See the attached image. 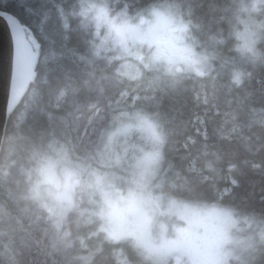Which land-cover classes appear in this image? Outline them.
<instances>
[{
	"label": "snow or ice",
	"instance_id": "6c2138e0",
	"mask_svg": "<svg viewBox=\"0 0 264 264\" xmlns=\"http://www.w3.org/2000/svg\"><path fill=\"white\" fill-rule=\"evenodd\" d=\"M200 8L197 0H0V91L10 113L22 100L37 106L47 94L59 104L96 87L143 104L117 118L104 153L112 178L101 187L118 209L109 235L130 242L141 264H219L218 226L235 223L231 212L154 192L165 128L178 126L205 150L217 137L235 141L246 153L241 176L250 169L264 178V0ZM232 35L242 43L233 47ZM75 182L69 171L58 195L68 198ZM232 255L236 264L264 260V227Z\"/></svg>",
	"mask_w": 264,
	"mask_h": 264
},
{
	"label": "trees",
	"instance_id": "16d2710c",
	"mask_svg": "<svg viewBox=\"0 0 264 264\" xmlns=\"http://www.w3.org/2000/svg\"><path fill=\"white\" fill-rule=\"evenodd\" d=\"M197 2L203 4L200 15L207 14L212 3H226ZM230 40L233 47L242 43L235 35ZM141 108V102L117 96L110 87L78 96L69 93L59 104L47 94L37 106L19 103L8 118L0 153V264H141L130 242L114 241L101 230L100 205L93 191L90 197L95 204L88 202L89 194L81 186V199L63 211L61 223L49 210L55 202L44 203L34 192L36 179L58 152L79 164L71 163L72 170L112 173L97 154L104 157L108 136L121 113ZM244 155L242 145L228 138L217 137L205 150L185 140L178 126L165 128L153 190L167 199L222 208L239 220L251 219L259 223L258 232L264 227V178L250 169L241 176L239 160ZM229 163L237 165L231 173ZM230 178L239 186L230 184ZM257 264H264L259 256Z\"/></svg>",
	"mask_w": 264,
	"mask_h": 264
},
{
	"label": "rangeland",
	"instance_id": "374dc122",
	"mask_svg": "<svg viewBox=\"0 0 264 264\" xmlns=\"http://www.w3.org/2000/svg\"><path fill=\"white\" fill-rule=\"evenodd\" d=\"M225 1L229 2V0ZM239 30L242 31V27H240ZM137 141H139V137H137ZM97 156H99L100 158H104L101 154H97ZM71 163L72 165H79L77 162L72 160L68 154L58 152L56 158L45 167V170L40 173L41 176L36 179L38 183H36L34 186V192L36 196L39 197L42 201H44V203H47L49 200H51L50 202H55L54 204H56V210L54 208L55 206H53L49 210L56 214L58 223H61L63 211L66 212L67 210L71 209V207L75 204L74 202L76 198L81 199V196L79 194L82 193L81 186L87 192V194H89L87 200L91 204H95V201H93V199L91 198L92 196L90 197V193H92L93 195L94 192V194L96 195V199L98 200L97 202L100 205L99 216L102 221L101 230L105 231L106 235H108L112 240L120 241L114 239L112 236L109 235V231L113 230L116 223H118V209L110 207L109 204L106 203L105 197L102 195L101 192V187L106 186L108 181L111 180L112 173H107L104 175V173L100 174L98 171H96V169L90 171L76 169V171L71 169L73 168ZM158 164L159 161L156 164L152 165L155 174L157 171ZM50 165L51 167L49 169ZM68 166L72 167L68 168ZM69 171H75L77 173V182L71 184V186L69 187L67 192L68 198H61L58 194L63 193L65 191L66 175ZM154 176L152 177V180ZM120 187L122 190H126L127 186L121 183ZM176 201L178 204H184V202H180L178 200ZM195 207H197L202 212H225L217 211V208L215 207ZM226 211L230 212L228 210ZM109 214H112L113 217V222L111 225L109 223ZM232 216L235 223H225L221 221L217 229L215 240L211 246L213 256L219 261V264H231L232 261L236 262L235 256L232 254L238 252L245 241H247L254 234L258 233L257 230L260 227L259 223H247L245 220H239L233 214ZM224 233H227V239L224 238ZM226 240L227 242H225Z\"/></svg>",
	"mask_w": 264,
	"mask_h": 264
},
{
	"label": "water",
	"instance_id": "95a60500",
	"mask_svg": "<svg viewBox=\"0 0 264 264\" xmlns=\"http://www.w3.org/2000/svg\"><path fill=\"white\" fill-rule=\"evenodd\" d=\"M11 113L7 110V105L3 97V92L0 91V148L3 142L4 131L7 125V118Z\"/></svg>",
	"mask_w": 264,
	"mask_h": 264
},
{
	"label": "bare ground",
	"instance_id": "6f19581e",
	"mask_svg": "<svg viewBox=\"0 0 264 264\" xmlns=\"http://www.w3.org/2000/svg\"><path fill=\"white\" fill-rule=\"evenodd\" d=\"M16 109H17V108H16ZM16 109H15V110H16ZM15 110H14V111H15ZM13 113H14V112H12V113L8 116V118H10V117L12 116ZM8 118H7V124H8V120H9ZM6 128H7V125H6ZM6 128H5V131H4V137H5ZM4 137H3V142H4ZM3 142H2V145H1V148H0V153H1V150H2ZM168 195H169V194H168ZM81 222H82V221H81ZM129 250H130V249H129Z\"/></svg>",
	"mask_w": 264,
	"mask_h": 264
},
{
	"label": "clouds",
	"instance_id": "9594fccd",
	"mask_svg": "<svg viewBox=\"0 0 264 264\" xmlns=\"http://www.w3.org/2000/svg\"><path fill=\"white\" fill-rule=\"evenodd\" d=\"M216 210L217 211H226L225 209H222V208H217ZM225 242H227V240Z\"/></svg>",
	"mask_w": 264,
	"mask_h": 264
},
{
	"label": "flooded vegetation",
	"instance_id": "af4514ba",
	"mask_svg": "<svg viewBox=\"0 0 264 264\" xmlns=\"http://www.w3.org/2000/svg\"><path fill=\"white\" fill-rule=\"evenodd\" d=\"M236 264V263H235Z\"/></svg>",
	"mask_w": 264,
	"mask_h": 264
}]
</instances>
